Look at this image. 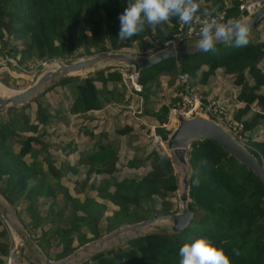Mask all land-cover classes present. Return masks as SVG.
<instances>
[{
	"label": "trees",
	"instance_id": "1",
	"mask_svg": "<svg viewBox=\"0 0 264 264\" xmlns=\"http://www.w3.org/2000/svg\"><path fill=\"white\" fill-rule=\"evenodd\" d=\"M238 1L229 0L225 5L223 0H204L201 9L224 8L227 16L235 17ZM127 5L128 0H0V56L16 57L18 64L25 65L23 63L29 59L71 55L78 44L83 45L86 53L106 51L129 46L133 41L144 44L145 36L152 40L166 38L176 30L178 18L173 17L155 30L145 25L143 32L120 40L119 16ZM261 21L264 23V16L251 28L249 44L245 47L218 43L214 52L169 56L140 68L137 80L141 84L143 104L134 114L142 120L149 121L147 115L154 118V132L165 141L171 130L164 123L177 97L173 96L170 103H161L155 109L147 105L146 99L151 87L157 84V75L185 71L205 94L207 79L220 68L238 86L235 99L240 105L235 106L231 115L240 123L238 133L264 168V134L261 138L243 140L245 132L256 128L264 119L261 111L264 109L261 90L264 85V30L263 37L258 39L254 32ZM9 38L13 40L11 44ZM105 69L109 68H98L83 76H58L51 87L58 85L63 90L62 86L66 85L67 97L63 96L66 98L63 101L68 111L84 117L82 114L100 108L113 98L121 100V92L115 84L120 80L123 86L120 73ZM107 82L114 84L108 87ZM31 100L35 102L33 120L23 110L28 102L0 109V196L24 226L26 222L21 219L19 210L26 213L27 230L32 229L28 237L36 239L45 255L50 257L49 247H53L51 258L62 257L100 235L101 227L108 231L156 212L173 211L168 197L178 189V180L166 153L152 147L147 152L133 153L125 159L124 166H141L143 172L118 176L115 168L117 142L105 139V132H98L91 150L82 153L76 162L83 167L63 160L56 165L46 146L40 145L35 150L32 147L33 142H44L41 135L46 131L51 112L37 96ZM136 102L137 98L134 106L128 109H136ZM254 105L258 110L252 108ZM132 127V123L125 122L116 124L113 130L123 135ZM37 154H42L40 159ZM186 157L190 167L187 208L191 216L180 231L145 232L98 250L78 264H179V248L201 236L223 247L231 264H264V206L258 177L209 137L191 141ZM204 159L208 161L206 166L200 163ZM79 170H83V177L73 178L69 186L60 180L67 172L76 174ZM196 172L200 178L198 187L193 184ZM70 188L77 195L72 194ZM34 228L39 229L37 235ZM221 241L226 243L221 245ZM11 244L0 216V264H5Z\"/></svg>",
	"mask_w": 264,
	"mask_h": 264
},
{
	"label": "rangeland",
	"instance_id": "2",
	"mask_svg": "<svg viewBox=\"0 0 264 264\" xmlns=\"http://www.w3.org/2000/svg\"><path fill=\"white\" fill-rule=\"evenodd\" d=\"M263 0L259 1V4ZM204 2V0H203ZM223 2H229L228 0H223ZM263 30H264V23L261 21L258 23L256 29H255V35L257 34V39L263 37ZM151 37L145 36V39H150ZM252 39H256L252 35ZM9 44L13 42L12 38L8 39ZM152 40V38H151ZM143 44H139L138 41H136V44L132 43L130 47L137 48V46H142ZM6 49V48H5ZM103 51H93L91 53L83 52V45L78 44L73 51L71 55L64 56V57H52L50 59L46 60H40V59H33V60H26L21 65L18 64L16 61V57L7 56L6 58L0 56V59H5L4 61H0V96L5 94H15L16 92H19L22 88L26 87L27 85L31 84L37 76H40L41 74L45 73L47 70H52L53 68L50 67L49 63L52 61L57 62H66L68 60H74L76 58H84L91 54L95 53H102ZM57 62H52L54 65L53 67H56ZM103 63V64H102ZM262 65V64H261ZM4 66V67H3ZM108 67L109 69L106 70H116L117 68H128L130 69L131 66L128 63H125L123 60L118 59H107V60H99L96 61L93 66L85 71H81L80 73H71L78 74L80 76H83L87 74V72H92L95 69L98 68H105ZM264 69V68H263ZM172 72V71H171ZM221 72V71H220ZM176 75H173L169 72H163L159 73L157 75V84L151 87L146 103L148 106H152L154 109L157 108L161 103H170L169 101L174 96L177 97L178 95V83H176ZM58 76L51 77L45 84H43L38 91L27 99L28 105H25L24 111L28 112V116L30 120L34 119V108H35V102L31 100V98L36 97L41 99L42 102L46 103L49 110H50V118L49 123L46 124V131L43 135H41L43 139V143L39 142H33L32 147L33 149L40 148V145L45 147L46 150L51 153L52 157L54 158V163L57 165L63 161L69 162L68 164H74L75 162H78L80 155L86 151H90L93 142L97 136H99L98 132H105V135L103 137L105 139H114L117 142V153L118 157L115 162V168L117 170V175H133V174H139L143 172L144 169H142L141 166L137 168H127L124 166L125 159L130 156L133 153L139 154L141 151L147 152L149 148H156L159 150L160 153H166L172 163V167L174 168L173 171L178 179V186L174 193H172L168 199L171 201V211L176 212L180 209L181 203L178 198V193L181 190V177L185 172L189 173V165L186 163L179 162L175 156L170 153V150L166 147L165 141L161 142H152L151 138L149 137L148 127H152L153 124H156V121L154 118H152L150 115H147L150 119V121L146 120L144 118L143 120L140 118H135L131 114V109L128 108L130 106H134V101L136 100V96L133 94H130L126 91L124 86H120V80H117L115 82L116 87L119 92H121V100H113L105 102L100 108L89 111L87 114L92 116V119L87 118V115L84 117L73 116L72 113H70L67 109V103L63 101V99H66L67 97L65 91H67L68 87L65 85L62 86V88H59L58 85L55 87H51L52 83L57 80ZM209 78L207 79V81ZM192 80L190 79V82ZM192 83V82H191ZM114 84L113 82H107V86ZM195 88L201 91L198 84L192 83ZM96 85H99V82L96 81ZM67 88V89H66ZM153 89V93H151V90ZM261 90L264 92V85L261 87ZM5 92V93H4ZM101 92H103L101 90ZM63 93V95H62ZM217 94V93H215ZM207 95V94H205ZM65 96V97H63ZM4 97V96H3ZM175 100V99H174ZM173 100V101H174ZM138 104V101L136 102ZM140 104H143V98L140 101ZM141 106V105H140ZM229 106V109L227 110V114L224 115L227 118H231V114L234 111V106ZM257 107V106H254ZM5 108V107H4ZM264 113V111H263ZM140 117V116H139ZM147 117V118H148ZM132 118V119H131ZM169 120L166 121L165 127L169 130H172L173 127L177 123V119H175V116L171 113L168 114ZM125 122L132 123V130L126 134L123 135H117L114 132V127L116 124H123ZM140 122V123H139ZM150 124V126H147L145 124ZM142 125V126H140ZM45 128V127H44ZM258 128V129H257ZM256 130L254 131H246L245 136L243 140L246 139H254L257 138V135L261 136L264 134V119L263 121H260L258 123ZM40 129V126H39ZM261 129V130H259ZM86 130V131H84ZM16 147V143H14V148ZM42 154H37V157L40 159ZM45 163H43V166ZM83 170H79L78 173L73 174L70 172H67L65 177H68L69 179L66 180L64 176L60 177V180L68 184V186L72 183V179L80 180L83 176L82 173ZM80 196H82L81 193H78ZM1 197V196H0ZM1 204L6 209L5 214H1V219L3 224L6 226L9 232V236L11 239V247L9 250H12L10 253V256L15 253L16 258L18 257V260H16L15 264H43V258L47 255L39 248L37 245L36 239L34 237H28V233L30 231L27 230V226L29 227L28 222V216L23 210H19V215L21 216V219L26 222V225H22L20 220L18 219V216L14 213L12 207L1 197L0 199ZM4 202V203H3ZM158 202V199L156 200ZM42 209H44V204L41 205ZM158 203L156 207H158ZM7 213V214H6ZM156 226L153 227H147L144 231L150 232V231H170V224L171 219L170 218H161L154 222ZM46 226V224H44ZM122 225V224H120ZM15 226L17 229H22L26 234V238L28 240L29 249H26L25 247L21 248V253L18 254L17 251L13 249L14 242L18 240V238L15 235V232L13 230V227ZM119 226V225H118ZM117 226V227H118ZM116 228V227H115ZM115 228L105 231L103 230V227H101V233L95 238H92L86 242L85 245L80 244L77 247L80 249L75 252V248L71 251L76 256L69 264H78L85 260L90 254L98 251V250H104L106 248L115 246L117 244H120L118 242V238L122 236L119 231H115ZM27 230V231H26ZM35 235L38 234L39 230L37 228H34ZM88 234V233H87ZM76 247V248H77ZM15 251V252H14ZM53 247L49 248V258L50 259H56L51 258L53 256ZM48 257V256H47ZM10 258V257H9ZM33 258H36L37 260H34ZM9 260V259H8Z\"/></svg>",
	"mask_w": 264,
	"mask_h": 264
},
{
	"label": "water",
	"instance_id": "3",
	"mask_svg": "<svg viewBox=\"0 0 264 264\" xmlns=\"http://www.w3.org/2000/svg\"><path fill=\"white\" fill-rule=\"evenodd\" d=\"M263 16L264 0L255 9L249 12L246 17L249 18L252 28L256 21ZM196 51L199 50L195 49V44L183 43L178 46L160 49L143 56L132 55L129 52L122 51H105L102 53L91 54L84 58H76L67 62H59L55 68L52 70H47L45 73L37 76L31 84L22 88L19 92L9 96H0V109L9 105H18L27 101L28 98L33 96L38 91V89L53 76L71 74L72 71L79 68L92 66L96 61L99 60H123L131 64L134 71L137 72L140 68L150 66L162 58L169 56L176 58L185 53H192ZM176 118L177 123L165 140L166 147L170 150V153H172L179 162L186 163V151L191 141L204 137H209L216 140L229 154L233 155L238 161L245 164L246 167L251 169L258 177L262 184V200L264 206V168L260 165L256 156L248 149V147L243 142L234 137L229 130L211 118L204 117L199 114H193L192 116L188 117L177 114ZM188 174V172H185L180 179L181 190L178 193V198L181 202V206L178 211L156 212L141 220L119 225L115 228V231L120 232L122 229L127 228L130 229L131 232L121 233L122 236L118 238V242L121 243L128 238L145 233V228L156 226L154 222L161 218L171 219L169 232L180 231L188 223V220L191 216V211L187 208ZM5 212L6 209L0 202V213L4 215ZM14 229L18 241L14 243L13 249L17 251L18 254H20L22 247H25L26 249H29L30 247L26 238V234L21 231L22 229ZM79 249L80 248L77 247L74 250L77 252ZM73 252H69L68 254L56 259H50L49 257L45 256L43 258V264H69L68 260L72 258L74 254ZM14 256L15 253H13V257ZM33 259L37 260L36 258ZM16 260H18V257L16 258L15 256V261L12 260L10 264H15Z\"/></svg>",
	"mask_w": 264,
	"mask_h": 264
},
{
	"label": "clouds",
	"instance_id": "4",
	"mask_svg": "<svg viewBox=\"0 0 264 264\" xmlns=\"http://www.w3.org/2000/svg\"><path fill=\"white\" fill-rule=\"evenodd\" d=\"M202 3L203 0H128L127 7L119 16L120 28H119L118 38L120 40L130 39L133 36L143 32L145 30V25L155 30V28L158 25L168 22L171 18L176 17L183 25L191 26L193 22L200 23L199 39L197 40L196 43H189V44H195L196 50L202 52H214L216 50V45L218 43H222L229 46H235V47H245L249 44L251 22L249 18L246 17L249 12L246 13L244 11L243 16H241L240 18L238 17L237 19H227L225 21L217 7H212V8L205 7L201 9ZM154 40H151V38L145 39L146 44L144 43L142 46H137V48H143L147 44H149L150 41H154ZM132 43L136 44V41H133ZM131 45L122 46L115 49H109L106 51L129 52V51H123V48H129ZM129 53L132 55H139V56L150 54V53L133 54L131 52ZM129 65L133 69V66L131 64ZM136 73L138 76V71ZM202 95L204 97H209V96L228 97L227 95H223V94L205 95L204 93H202ZM168 114H169V109H168ZM230 117L232 118V116ZM175 119H177L176 115H175ZM167 120H169L168 116H167ZM147 125L150 126L149 123H147ZM154 127L155 124H153L152 127H149L148 132L150 133L151 129H153L154 131ZM239 141L242 142V138ZM200 163L202 166H206L208 164V161L204 159ZM195 175H196V179L193 180V184L198 187L200 183L199 172H196ZM225 243L226 241L220 242L221 245ZM179 256H180L179 264H231V259L224 250V248L217 246L210 239L204 236L198 237L190 243L183 244V246L179 248Z\"/></svg>",
	"mask_w": 264,
	"mask_h": 264
},
{
	"label": "built area",
	"instance_id": "5",
	"mask_svg": "<svg viewBox=\"0 0 264 264\" xmlns=\"http://www.w3.org/2000/svg\"><path fill=\"white\" fill-rule=\"evenodd\" d=\"M260 0H239L237 3L238 14L234 16H227L225 9H218L222 14L224 20L227 19H237L243 16V12L246 13L252 11L259 5ZM199 22H193L191 26L183 25L180 21H177L176 30L168 37L159 40L150 41L143 48H123V51H129L133 54H145L151 53L156 50L163 48L174 47L183 43H196L199 39ZM5 58L7 56H4ZM3 57V58H4ZM1 58L0 61L5 59ZM4 67V66H3ZM120 72L121 82L124 85L127 92L136 96L138 104H136V109L131 107V115L135 118H140L135 115L134 112L138 113L140 111V101L142 100L141 84L137 80V73L133 71L132 68H117ZM176 83H178V96L177 99L171 104L169 108V114L177 115L181 114L183 116H190L192 114H200L202 116L213 119L214 121L221 124L227 130L231 132L233 136L241 140L242 136L238 133L240 123H237L232 118H227L224 115L227 114V97L223 96H209L204 97L202 93L197 90L189 81V76L185 71H177L176 73ZM150 138L152 142H160V138L153 129H151ZM12 250H9L11 253ZM6 256V263L9 259L10 253Z\"/></svg>",
	"mask_w": 264,
	"mask_h": 264
},
{
	"label": "crops",
	"instance_id": "6",
	"mask_svg": "<svg viewBox=\"0 0 264 264\" xmlns=\"http://www.w3.org/2000/svg\"><path fill=\"white\" fill-rule=\"evenodd\" d=\"M224 4L228 5L229 2H225ZM263 68H264V66H263ZM204 88L207 89L205 92V94H207V95H211V94H215V93L227 95L228 96L227 97L228 98V100H227L228 109H229V106H231V105H233L234 107L240 105V102H236V99H235V95H236V92L238 90V86L234 85L231 81V76L224 74L220 68H217L215 70V73L209 78V80H208L207 84L204 86ZM233 106H232V108H233ZM254 106H252V108L258 110V107H254ZM92 110H95V109H92ZM92 110H90V111H92ZM261 111L263 112L264 109ZM88 112L89 111H87L86 113H84L82 115H85V116L87 115V118H88V116H91V115L87 114ZM72 115L78 116L79 114L72 113ZM89 119H92V118L90 117ZM128 123H130V122H128ZM149 124H153V123L151 122ZM256 128H253L249 131H254V130H256ZM259 130H261V129H259ZM257 138H261V136L257 135ZM74 164L79 165V167H83L82 164H80V163L75 162ZM70 191L72 192V194L77 195V193L74 192V190L72 188H70ZM49 248H51V247H49Z\"/></svg>",
	"mask_w": 264,
	"mask_h": 264
},
{
	"label": "bare ground",
	"instance_id": "7",
	"mask_svg": "<svg viewBox=\"0 0 264 264\" xmlns=\"http://www.w3.org/2000/svg\"><path fill=\"white\" fill-rule=\"evenodd\" d=\"M103 64V63H102ZM49 65H50V67H52V68H55V67H53L54 65L52 64V63H49ZM56 65H58V63H56ZM93 66V65H92ZM92 66H88V67H85V68H79V69H77V70H74V71H72L71 73H80L81 71H85V70H88V69H90ZM82 73V72H81ZM5 93V92H4ZM9 95H11V94H5V95H2V96H9ZM182 163V162H181ZM185 163V162H184ZM181 185V184H180ZM0 199H1V197H0ZM4 203V202H3ZM181 203V202H180ZM5 206V205H4ZM7 214V213H6ZM13 227V230H15L14 228H16L15 226H12ZM15 232V231H14ZM129 232H131L130 231V229H127V228H124V229H122L119 233H129ZM14 236H16V233H15V235ZM17 237V236H16ZM18 241V240H17ZM17 241H15V242H17ZM15 252V251H14ZM76 255L75 254H73V256H72V258H70L69 260H68V263L70 262V260L72 261L73 259H74V257H75ZM10 258H9V260L7 261V263L6 264H10L11 262H12V260L13 261H15V256L13 257V254L11 255V256H9Z\"/></svg>",
	"mask_w": 264,
	"mask_h": 264
}]
</instances>
